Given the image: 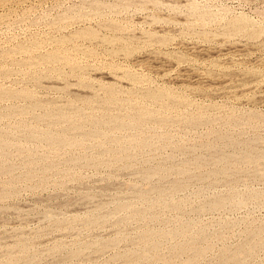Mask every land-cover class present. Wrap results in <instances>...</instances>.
I'll return each instance as SVG.
<instances>
[{
	"label": "rangeland",
	"instance_id": "rangeland-1",
	"mask_svg": "<svg viewBox=\"0 0 264 264\" xmlns=\"http://www.w3.org/2000/svg\"><path fill=\"white\" fill-rule=\"evenodd\" d=\"M190 1L0 0V264H264V0Z\"/></svg>",
	"mask_w": 264,
	"mask_h": 264
},
{
	"label": "bare ground",
	"instance_id": "bare-ground-1",
	"mask_svg": "<svg viewBox=\"0 0 264 264\" xmlns=\"http://www.w3.org/2000/svg\"><path fill=\"white\" fill-rule=\"evenodd\" d=\"M189 1H190V0H189ZM245 1H246V0H245ZM252 1H253V0H252ZM158 2H159V1H158ZM186 2H187V1H185L183 4H185ZM190 2H191V1H190ZM194 2H195V1H194ZM194 2H193V3H194ZM196 2H197V1H196ZM206 2H207V1H206ZM240 2H241V1H240ZM126 3H127V2H126ZM180 3H181V2H180ZM198 3H199V1H198ZM204 3H205V2H204ZM207 3H208V2H207ZM144 4H145V3H144ZM170 4H171V3H170ZM181 4H182V3H181ZM199 4H200V3H199ZM202 4H203V3H202ZM171 5H172V4H171ZM178 5H180V4H178ZM191 5H192V4H191ZM208 5H209V4H208ZM199 6L202 7V5H199ZM204 8H205V7H204ZM208 8H209V7H208ZM180 9H181V8H180ZM197 9H199V8H197ZM205 9L207 10V8H205ZM125 10H126V9H125ZM175 10H176V9H175ZM186 10H187V9H186ZM206 10H205V11L203 10V11L205 12V14H206ZM208 10H209V9H208ZM183 11H184V10H183ZM197 12H198V10H197ZM200 12H201V11H200ZM211 12H212V11H211ZM220 12H221V11H220ZM220 12H219V13H220ZM224 12H225V11H224ZM224 12H223V14H222V13H220V14H222V15L225 16V15H226V14H225L226 12H225V13H224ZM201 13H202V12H201ZM195 14H196V12H195ZM195 14H194V15H195ZM202 14H203V13H202ZM205 14H203V15H205ZM208 14H209V12H208ZM216 14H217V12H216ZM216 14H215V15H216ZM210 15H212V17H213V13H211ZM197 16H198V15H197ZM224 16H223V17H224ZM237 16H238V15H237ZM261 16L263 17V15H260V17H261ZM198 17H199V16H198ZM198 17H197V18H198ZM204 17H205V16H204ZM204 17H203V18H204ZM220 17H221V16H220ZM227 17H228V16H227ZM235 17H236V16H235ZM238 17H239V16H238ZM243 17L246 18L245 16H243ZM247 17H248V16H247ZM175 18H177V17H175ZM184 18H185V17H184ZM199 18H200V17H199ZM199 18H198V19H199ZM205 18H206V17H205ZM213 18H214V17H213ZM201 19H202V18H201ZM206 19H207V18H206ZM206 19H205V20H206ZM208 19H209V18H208ZM211 19H212V18H211ZM226 19H227V18H226ZM229 19H230V18H229ZM232 19H233V18H232ZM189 20H190V19H189ZM189 20L187 19V23H186V24H188ZM213 20H214V19H213ZM220 20H221V19H220ZM230 20H231V19H230ZM239 20H240V18H239ZM248 20H250V19H248ZM145 21H146V20H145ZM175 21H176V20H175ZM175 21H174V22H175ZM227 21H228V20H227ZM240 21H242V20H240ZM149 22H150V21H149ZM197 22H198V21H197ZM201 22H202V21H201ZM206 22H207V21H206ZM208 22H209V21H208ZM212 22H213V21H212ZM217 22H218V21H217ZM219 22H220V21H219ZM233 22H234V21H233ZM233 22H232V23H233ZM237 22H238V21L236 20V24H238ZM249 22L251 23V21H249ZM175 23H177V22H175ZM183 23H185V20L183 21ZM183 23H182V24H183ZM191 23H192V21H191ZM214 23H215V21H214ZM242 23H245V22L242 21ZM177 24H179V23H177ZM189 24H190V23H189ZM189 24H188V26H189V28H190V25H191V24H190V25H189ZM194 24H195V23H194ZM204 24H205V21H204ZM206 24H207V23H206ZM215 24H216V23H215ZM221 24H222V22H221ZM239 24H240V23H239ZM239 24H238V25H239ZM179 25H180V24H179ZM195 25H196V24H195ZM207 25H208V24H207ZM213 25H214V24H213ZM213 25H212V26H213ZM228 25H229V24H228ZM242 25H243V24H242ZM257 25H258V24H257ZM200 26H201V25H200ZM235 26H237V25H235ZM115 27H116V25H115ZM117 27H118V26H117ZM191 27H192V25H191ZM205 27H207V26H204V28H205ZM231 27H232V26H231ZM252 27H254V26H252ZM252 27H251V28H252ZM184 28H185V27H184ZM186 28H188V27H186ZM208 28H209V27H208ZM208 28H207V29H208ZM219 28H220V27H219ZM240 28H241V32H242V28H243V26L240 27ZM245 29H246V27H245ZM248 29H249V27H248ZM117 30H118V28H117ZM184 30H185V29H184ZM188 30H189V29H188ZM203 30H204V29H203ZM252 30H253V28H252ZM263 30H264V29H263ZM175 31H176V30H175ZM186 31H187V30H186ZM186 31H185V32H186ZM201 31H202V30H201ZM201 31H200V32H201ZM207 31H208V30H207ZM210 31H211V30H210ZM224 31H225V30H224ZM83 32H84V31H83ZM188 32H189V31H187V33H188ZM191 32H193V31H191ZM191 32H190V34H191ZM200 32H199V33H200ZM202 32L204 33V31H202ZM213 32H214V31H213ZM230 32H231V31H230ZM230 32H229V33H230ZM256 32H257V31H256ZM170 33H171V32H170ZM176 33H177V32H176ZM181 33H182V32H181ZM214 33H215V32H214ZM237 33H238V32H237ZM245 33H246V32H245ZM249 33H250V32H249ZM79 34H80V33H79ZM81 34H83V33H81ZM81 34H80V35H81ZM90 34H91V33H90ZM92 34H93V32H92ZM193 34H194V33H193ZM230 34H231V33H230ZM238 34H239V33H238ZM85 35H87V34H85ZM198 35H199V34H198ZM206 35H207V34H206ZM208 35H209V34H208ZM208 35H207V36H208ZM215 35H216V34H215ZM240 35H241V34H240ZM255 35H256V34H255ZM185 36H187L186 38L189 37L188 35H185ZM203 36H204V35H203ZM211 36H213V33H212ZM226 36H227V34H226ZM236 36H239V35H236ZM243 36H244V35L242 34V37H243ZM253 36H254V35H253ZM253 36H252V37H253ZM75 37H76V35H75ZM77 37H78V36H77ZM77 37H76V38H77ZM214 37H215V36H214ZM244 37H246V36H244ZM196 38H197V37H196ZM208 38H209V37H208ZM228 39H229V38H228ZM255 39H257V37H255ZM263 39H264V38H263ZM195 40H196V39H195ZM211 40H212V39H211ZM202 41H203V40H202ZM206 41H210V40L208 39V40H206ZM252 41H254V40H252ZM256 41H257V40H256ZM193 42H194V41H193ZM261 42H262V40H261ZM194 43H195V42H194ZM196 43H197V42H196ZM198 43H199V42H198ZM200 43H201V41H200ZM200 43H199V44H200ZM247 43H248V42H247ZM203 44H204V43H203ZM251 44H252V43H251ZM259 44H260V43H259ZM183 45H184V44H183ZM191 45H192V44H191ZM201 45H202V44H201ZM263 45H264V44H263ZM252 46H253V45H252ZM259 47H260V46H259ZM262 47H263V46H262ZM205 48H206V46H205ZM237 48H238V47H237ZM190 49H191V48H190ZM229 49H230V48H229ZM226 52H227V51H226ZM53 53H54V52H53ZM243 53H244V52H243ZM255 53H256V52H255ZM257 54H259V53H257ZM53 55H54V54H53ZM53 55H50V56H51V59H52V56H53ZM216 55H217V54H216ZM56 56L58 57L59 55H56ZM57 57H56V58H57ZM203 57H204V56H203ZM54 58H55V56H54ZM247 58H248V57H247ZM47 59H48V58H46V61H47ZM149 59H150V58H149ZM149 59H148V60H149ZM152 59H153V58H152ZM52 60H53V59H52ZM52 60H51V61H52ZM55 60H56V59H55ZM243 60H244V59H243ZM53 61H54V60H53ZM48 62H49V61H48ZM219 68H220V67H219ZM248 79H249V78H248ZM131 80H132V79H131ZM81 81H82V80H81ZM223 83H224V82H223ZM225 83H226V82H225ZM83 84H84V83H83ZM254 84H255V83H254ZM240 86H241V85H240ZM253 86H254V85H253ZM249 87H250V86H249ZM102 88H103V87H102ZM108 88H109V87H108ZM108 88L106 87V89H108ZM142 88H143V87H142ZM110 89H111V88H110ZM161 90H162V89H161ZM106 91H107V90H106ZM106 91H105V93H106ZM112 91H113V90H112ZM112 91H107V94L111 93ZM154 91H155V89H154ZM162 91H164V90H162ZM162 91H161V92H162ZM10 92H11V91H10ZM156 92H157V90H156ZM161 92H160V93H158V92H157V93L153 92V93H150V94H149V92H148L147 94H149V97H151V99H152V101H153V98H154V100H155V99L159 98L160 95L163 94V92H162V94H161ZM164 92H165V91H164ZM166 92H169V91L166 90ZM166 92H165V93H166ZM232 92H233V91H232ZM247 92H248V91H247ZM13 93H14V92H13ZM13 93H12V94H13ZM165 93H164V94H165ZM169 93H170V92H169ZM233 93H234V92H233ZM241 93H242V92H241ZM1 94H2V93H0V95H1ZM3 94L6 96V94H5L4 92H3ZM8 94H9V91H8ZM10 94H11V93H10ZM12 94H11V95H12ZM22 94H23V93H22ZM25 94H26V93H25ZM112 94H113V92H112ZM112 94H110V95L112 96ZM133 94H134V93H133ZM164 94H163V95H164ZM166 94H168V93H166ZM166 94H165L164 96H166ZM170 94H171V93H170ZM170 94H168V95H170ZM16 95H17V94H16ZM19 95H21V94H18V97H19ZM28 95H29V94H28ZM114 95H116V94H114ZM168 95H167V97H164V99H165V98H168V99H169ZM1 96H2V95H1ZM13 96H14V95H13ZM111 96H108V97H106V98L108 99V98H110ZM146 96H147V95H146ZM171 96H173V97H171V98L174 99V95H171ZM2 97H3V96H2ZM2 97H1V98H2ZM8 97H9V95H8ZM16 97H17V96H16ZM18 97H17V98H18ZM22 97H23V96H22ZM25 97H26V96H25ZM29 97H30V95H29ZM112 97H113V96H112ZM1 98H0V99H1ZM12 98H13V97H12ZM106 98H105V99H106ZM114 98H116V97L114 96ZM145 98H146V97H145ZM145 98H144V99H145ZM175 98H176V97H175ZM244 98H245V97H244ZM4 99H5V98H4ZM14 99H16V98L14 97ZM24 99H27V98H24ZM151 99H150V100H151ZM162 99H163V96H162V98L159 99V100H162ZM168 99H167V101H168ZM173 99H170V100L174 101ZM181 99H182V98H181ZM9 100H10V98H9ZM112 100H114V99H112ZM145 100H146V99H145ZM148 100H149V99H148ZM150 100H149V101H150ZM159 100H158V101H159ZM170 100H169V101H170ZM262 100H263V99H262ZM88 101H89V100H88ZM107 101H109V99H108ZM158 101H157V102H158ZM169 101H168V102H169ZM150 102H151V101H150ZM153 102H154V101H153ZM155 102H156V101H155ZM159 102H160V101H159ZM161 102H163V105L165 104V103H164V100L161 101ZM165 102H166V100H165ZM168 102H167V104H168ZM33 103L35 104L36 102H33ZM37 103H38V102H37ZM108 103H110V102H108ZM113 103H114V102H113ZM170 103H171V102H170ZM170 103H169V104H170ZM173 103H175V102H172V104H173ZM132 104H133V103H132ZM132 104H131V105H132ZM167 104H166V105H167ZM31 105H32V104H31ZM36 105H37V104H36ZM38 105H39V103H38ZM128 105H129V103H128ZM131 105H130V106H131ZM136 105H137V104H136ZM136 105H134V106H136ZM170 105H171V104H170ZM46 106H47V105H46ZM46 106H45V109H46ZM114 106H115V105H114ZM116 106H117V105H116ZM118 106H119V105H118ZM134 106L132 105V108H133ZM36 107H37V106H36ZM42 107H43V106H42ZM119 107H120V106H119ZM126 107H129V106H126ZM136 107H137V109H138V106H136ZM139 107H140V106H139ZM161 107H162V106H161ZM165 107H169V106H165ZM173 107H174V106H173ZM31 108L33 109V107H31ZM43 108H44V107H43ZM47 108L49 109L50 107H47ZM140 108H141V107H140ZM144 108H145V107H144ZM34 109H35V108H34ZM48 109H47V111H48ZM121 109H123V107H121ZM124 109H126V108H124ZM124 109H123V110H124ZM165 109H166V108H165ZM5 110H6V109H5ZM10 110H11V107H10V109L8 110V112H12V111H10ZM13 110H14V108H13ZM17 110H19V108H18ZM17 110H15V111L18 113ZM20 110H21V109H20ZM29 110H30V109H29ZM50 110H51V109H50ZM82 110H83V109H82ZM127 110H128V109H127ZM127 110H126V111H127ZM135 110H136V109H135ZM135 110H134V111H135ZM138 110H140V109H138ZM141 110L143 111V110H146V109H143V107H142ZM21 111H22V110H21ZM23 111H24V110H23ZM124 111H125V110H124ZM128 111H131V112H132L133 110L129 108ZM128 111H127V112H128ZM134 111H133L132 113H134ZM142 111H141V112H142ZM6 112H7V111H6ZM8 112H7V113H8ZM24 112H25V111H24ZM44 112H45V114H48L46 111H44ZM49 112H50V111H49ZM76 112H77V111H76ZM141 112L139 111V114H137V115H138V118H141V119H139V120H142V117L145 115L144 113L141 114ZM144 112H145V111H144ZM4 113H5V112H4ZM14 113H15V112H14ZM20 113H21V112H20ZM74 113H75V112H74ZM74 113H73V114H74ZM79 113H80V111H79ZM123 113H125V112H123ZM137 113H138V111H137ZM150 113H151V112H150ZM12 114H13V113H12ZM49 114H50V113H49ZM51 114H52V112H51ZM62 114H63V113H62ZM62 114H61L60 117H58L59 120H61V117H62V116L64 117V115H65V114H63V115H62ZM66 114H67V113H66ZM70 114H71V113H70ZM75 114H76V116H75V115H74V116L77 117L78 114H77V113H75ZM102 114H103V113H102ZM125 114H126V113H125ZM135 114H136V111H135ZM147 114H148V110H147ZM151 114H152V113H151ZM151 114H150V115H151ZM4 115H5V114H4ZM21 115H23V114L21 113ZM39 115H40V114H39ZM53 115H54V114H53ZM55 115H56V114H55ZM55 115H54V118H55ZM68 115H69V114H68ZM81 115H82V114H81ZM107 115H109V114H107ZM128 115H131V114L129 113ZM128 115H127V116H128ZM8 116H9V114H8ZM66 116H67V115H66ZM74 116H73V117H74ZM78 116L82 118V116H80V115H78ZM109 116L111 117L112 115H109ZM109 116H108L107 119H108V120H111L112 118H109ZM120 116H122V115H120ZM125 116H126V115H125ZM152 116H153V115H152ZM152 116L150 117L151 119H152ZM155 116H156V115H154V117H155ZM42 117H43V116H42ZM69 117H71V116H69ZM79 117H77V118H79ZM91 117H92V115H91ZM105 117H106V115H105ZM112 117H114V116H112ZM148 117H149V116H148ZM156 117L158 118V116H156ZM184 117H185V116H184ZM43 118H44V117H43ZM51 118H52V117H51ZM54 118H53V120H54ZM67 118H68V116H67L66 118H64V119H66V122L71 121V120H67ZM71 118H72V117H71ZM71 118H70V119H71ZM81 118H80V119H81ZM84 118H85V117H84ZM115 118H116V117H115ZM130 118H131V117H130ZM157 118H155V119H157ZM166 118H167V117H166ZM194 118H195V117H194ZM47 119H48V117H47ZM80 119H78V120L80 121ZM104 119H105V118H104ZM107 119H106V120H107ZM123 119H124V118H123ZM127 119H128V118H127ZM127 119H125V120H127ZM145 119H147V117H146ZM162 119H163V118H162ZM184 119H187V118L185 117ZM190 119H191V118H190ZM190 119L188 118L187 120L189 121ZM41 120H42V119H41ZM55 120H56V119H55ZM55 120H54L52 123H55ZM62 120H63V118H62ZM72 120H73V119H72ZM74 120L76 121V119H74ZM74 120H73V121H74ZM82 120H83V119H82ZM87 120H88V119H87ZM87 120H86V121H87ZM93 120H94V119H93ZM98 120L100 121V119H98ZM117 120H118V119H117ZM117 120L115 119V121H117ZM147 120H148V119H147ZM147 120H146V122H147ZM163 120H164V119H163ZM195 120H196V119H195ZM204 120H205V119H204ZM45 121H46V120H45ZM45 121H44V123H45ZM49 121H50V120H47L46 122H49ZM57 121H58V120H57ZM64 121H65V120H64ZM73 121H72V123H73ZM79 121H78V122H79ZM86 121H82V122H85V124L83 123L84 125H86ZM90 121H91V120H90ZM101 121H102V119H101ZM103 121H104V120H103ZM118 121H119V122L121 121V123H123L122 119H121V120H118ZM118 121H117V122H118ZM131 121H133V120H131ZM135 121H136V120H135ZM142 121H143V120H142ZM142 121H141V122H142ZM164 121H165V120H164ZM164 121H163V122H164ZM190 121H191V120H190ZM199 121H200V120H199ZM41 122H42V121H41ZM76 122H77V121H76ZM87 122H88V121H87ZM105 122H106V121H105ZM107 122H108V121H107ZM110 122H111V121H110ZM125 122H126V121H125ZM128 122H129V121H128ZM128 122H126V123H128ZM138 122H139V121H138ZM191 122H192V121H191ZM197 122H198V121H197ZM50 123H51V122H50ZM56 123H57V122H56ZM60 123H62V122H60ZM80 123H81V122H80ZM92 123H94V122H92ZM100 123H101V122H100ZM108 123H109V122H108ZM108 123H107V125H108ZM121 123H120V124H121ZM135 123H137V122H135ZM135 123H134V124H135ZM194 123H195V122H194ZM69 124H70V123H69ZM69 124H68V125H69ZM73 124H74V123H73ZM76 124H77V123H76ZM96 124H97V123H95V125H96ZM101 124H102V123H101ZM101 124H99V125H101ZM104 124H106V123H104ZM113 124H114V122H113ZM124 124H125V123H124ZM132 124H133V123H132ZM132 124H131V122H130L129 127H130V125H132ZM142 124H143V123H142ZM23 125H24V124H23ZM70 125H71V124H70ZM115 125H116V123H115ZM115 125H113V126L115 127ZM117 125H118V124H117ZM137 125H138V126H143V125H139V123H137ZM144 125H145V124H144ZM59 126H60V125H59ZM72 126H75V124L72 125ZM77 126H79V125H77ZM87 126H88V125H87ZM101 126L104 127V125H101ZM113 126H111V127H113ZM133 126H134V125H133ZM81 127H82V124H81ZM88 127H89V126H88ZM102 127H101V128H102ZM105 127H106V125H105ZM105 127H104V128H105ZM109 127H110V126H109ZM116 127L118 128V127H120V126H116ZM121 127H123V126H121ZM124 127H126V126H124ZM129 127H128V128H129ZM135 127H136V126H134L133 128H135ZM25 128H27V127H25ZM29 128H30V127H28L27 131H25V132H29V133H30V130H31V131L33 130V128H31V129L29 130ZM68 128H69V126H68ZM92 128H93V127H92ZM136 128H138V127H136ZM139 128H140V127H139ZM6 129H7V128H6ZM6 129H5V131H6ZM82 129H83V128H81L80 130H82ZM93 129H94V131H95L96 127L93 128ZM98 129H99V127L97 128V130H98ZM108 129H109V128H108ZM130 129H131V127H130ZM7 130H8V129H7ZM13 130H14V129H13ZM25 130H26V129H25ZM28 130H29V131H28ZM77 130H79V129H77ZM114 130H116V129H114ZM114 130H113V131H114ZM2 131H4V130H2ZM22 131H23V130H22ZM53 131H54V130H53ZM53 131H52V132H53ZM70 131H71V130H70ZM70 131H69V132H70ZM74 131H75V130H74ZM82 131H83V130H82ZM82 131H81V132H82ZM88 131H89V130H88ZM100 131H101V130H100ZM100 131H98V132H100ZM102 131L104 132V130H102ZM111 131H112V130H111ZM25 132H23V133L25 134ZM34 132H35V130H34ZM36 132H39V130H38V131L36 130ZM41 132H42V131H41ZM49 132H50V131H49ZM49 132L47 133V135L50 134ZM65 132H66V131H65ZM71 132H72V131H71ZM3 133L5 134V132H3ZM9 133L12 134L11 131H10ZM60 133H61V131H60ZM63 133H64V132H63ZM84 133H85V131H84ZM91 133H92V132H91ZM108 133H109V132H108ZM11 134H10V135H11ZM30 134H31V133H30ZM30 134H28V135H30ZM32 134H33V133H32ZM42 134H43V133H42ZM52 134H53V133H52ZM52 134H50V135H52ZM55 134H56V133H55ZM67 134H68V133H67ZM67 134H66V135H67ZM101 134H103V133L101 132ZM101 134H100V135H101ZM104 134H105V133H104ZM104 134H103V136H104ZM106 134H107V132H106ZM106 134H105V135H106ZM109 134H110V133H109ZM0 135H1V133H0ZM2 135H3V134H2ZM2 135H1V138H3V136H4V135H3V136H2ZM5 135H6V134H5ZM26 135H27V134H26ZM35 135H36V134H35ZM39 135H41V134H39ZM66 135L63 134V136H66ZM80 135H81V134H80ZM86 135H87V134H86ZM94 135H95V134H94ZM100 135H99L98 137H99L100 139H102L103 136H100ZM107 135H108V134H107ZM107 135H106V137L108 138ZM6 136L8 137L9 134H7ZM12 136H13V135H12ZM12 136H10V138H11ZM32 136H33V135H32ZM36 136H37V135H36ZM36 136H34V137H36ZM48 136H49V135H48ZM48 136H47V138H48ZM54 136H55V135H54ZM54 136H53V137H54ZM57 136L59 137V135H57ZM68 136H70V135L68 134L67 137H68ZM89 136H91V135H89ZM89 136H88V137H89ZM95 136H96V135H95ZM25 137H26V136H25ZM27 137H28V136H27ZM29 137H30V136H29ZM34 137H33V138H34ZM38 137H39V136H38ZM60 137L62 138V135H61ZM67 137H66V140H68V142L65 141V139H64L65 137L63 138V140L65 141V143L70 144L72 141H74V139H72V138H73L72 136H71L70 140H69V137H68V138H67ZM83 137H84V136H83ZM83 137L81 138L82 141H83V139L85 138V137H84V138H83ZM92 137H94V136L92 135ZM92 137H91V138H92ZM98 137H97V138H98ZM101 137H102V138H101ZM5 138H6V137H5ZM13 138H14V137H13ZM30 138H31V137H30ZM36 138H37V137H36ZM39 138H40V137H39ZM41 138H42V137H41ZM44 138H45V137H44ZM47 138H46V139H47ZM56 138H57V137H56ZM61 138H57V139H56V142H57L59 139L62 140ZM74 138H75V137H74ZM94 138H96V137H94ZM104 138H105V136H104ZM3 139H4V138H3ZM3 139H0V140L2 141ZM27 139H28V138H27ZM46 139H45V140H46ZM48 139H49V138H48ZM53 139H54V138H53ZM71 139H72V141H71ZM76 139H77V138H76ZM78 139H80V138H78ZM81 139H80V140H81ZM110 139H111V137H110ZM260 139H261V138H260ZM13 140H14V139H13ZM29 140H30V139H29ZM31 140H32V139H31ZM35 140H36V139H35ZM40 140H41V139H40ZM42 140H43V139H42ZM85 140H86V139H85ZM107 140H108V139H107ZM133 140H134V139H133ZM135 140H137V139H135ZM138 140H139V139H138ZM6 141H7V140H6ZM6 141H5V142H6ZM9 141H10V143H11L12 139H11V140L9 139ZM69 141H71V142L69 143ZM76 141H77V140H76ZM109 141H110V143H112V142H113V138H112V142H111V140H109ZM109 141H108V142H109ZM5 142H4V144H5ZM7 142H8V141H7ZM7 142H6V143H7ZM33 142H34V140H33ZM37 142H38V140H37ZM58 142H59V141H58ZM60 142H61V141H60ZM131 142H132V140H131ZM135 142L137 143V141H135ZM0 143H1V142H0ZM10 143H9V144H10ZM27 143H28V142H27ZM43 143H44V142H43ZM63 143H64V142H62V146L64 145ZM73 143H74V142H73ZM73 143H71V145H72ZM78 143L81 144V142H78ZM78 143H76V144H78ZM83 143H84V142H83ZM133 143H134V142H133ZM133 143H131V144L133 145ZM136 143H135L134 145H136ZM230 143H231V142H230ZM239 143H240V142H239ZM45 144H46V143H45ZM60 144H61V143H60ZM74 144H75V143H74ZM79 144H78V145H79ZM129 144H130V143H129ZM6 145H7V144H6ZM12 145H13V146H17V145H14V144H13V141H12ZM71 145H70V146H71ZM134 145H133V146H134ZM141 145H143V144H141ZM13 146H12V147H13ZM38 146H39V145H38ZM47 146H49V145H47ZM50 146H51V144H50ZM50 146H49V147H50ZM60 146H61V145H60ZM60 146H57V147H60ZM67 146H68V145H67ZM129 146H130V145H129ZM228 146H229V145H228ZM1 147H2V146H1ZM1 147H0V148H1ZM8 147H9V145H8ZM17 147H19V146H17ZM22 147H23V146H22ZM49 147H48V148H49ZM64 147H65V146H64ZM64 147H63V149H65ZM79 147H80V145L78 146V148H79ZM130 147H131V146H130ZM134 147H135V146H134ZM134 147H133V148L131 147L132 149H130V150L133 151V150H134ZM248 147H249V146H248ZM5 148H7V147H5ZM20 148H21V145H20ZM52 148H53V147H51L50 149H52ZM54 148H55V147H54ZM72 148H73V147H72ZM249 148H250V147H249ZM249 148L245 147L246 151H245L244 153H246V152H247V149L249 150ZM3 149H4V147H3ZM3 149L1 148V150H3ZM9 149H10V148H9ZM57 149H58V148H57ZM57 149H56V150H57ZM67 149H68V148H67ZM127 149H128V148H127ZM135 149H136V147H135ZM209 149H210V148H209ZM212 149H213V147H212ZM52 150H53V149H52ZM52 150H50V151H52ZM54 150H55V149H54ZM54 150H53V151H54ZM68 150H70V149H68ZM71 150H72V149H71ZM117 150H118V149H117ZM136 150H137V149H136ZM250 150H251V149H250ZM250 150H249V151H250ZM107 151H108V150H107ZM120 151H122V149H121ZM124 151H125V150H124ZM1 152H4V150L1 151ZM112 152H113V151L110 150V153H112ZM115 152H117V151H115ZM122 152H123V151H122ZM128 152H129V150H128ZM128 152L126 151V153H128ZM260 152H261V151H260ZM113 153H114V152H113ZM118 153H119V151H118L116 154H118ZM120 153H121V152H120ZM124 153H125V152H124ZM252 153H253V152H252ZM116 154H115V155H116ZM248 154H249V153H248ZM119 155H120V154H119ZM125 155H126V154H125ZM125 155H122V156L124 157ZM236 155H237V154H236ZM246 155H247V154H246ZM251 155H252V154H251ZM112 156H114V155H112ZM116 156H117V155H116ZM116 156H114L113 159H116V158L118 159V157H121V156H118V157H116ZM127 156H128V154H127ZM127 156H125V157H127ZM7 157H8V156H7ZM90 157H91V156H90ZM90 157H89V158H90ZM115 157H116V158H115ZM129 157H131V156H129ZM249 157H250V156H249ZM91 158H93V156H92ZM91 158H90V159H91ZM121 158H122V157H121ZM121 158H120V159H121ZM232 158H234V157L232 156ZM241 158H242V157H241ZM245 158H246V156H245ZM245 158H243V159L245 160ZM76 159H77V158H76ZM78 159H79V158H78ZM90 159H89V160H90ZM93 159H94V158H93ZM95 159H96V158H95ZM95 159H94L93 161H95ZM124 159L126 160V158H124ZM239 159H240V158H239ZM239 159H238V160H239ZM243 159H242V160H243ZM246 159H247V158H246ZM260 159H261V157H260ZM87 160H88V158H87ZM89 160H88V161H89ZM100 160H101V159H100ZM106 160H107V159H106ZM128 160H129V159H128ZM212 160H213V162H214V159H212ZM234 160L237 161V160H236V157H235ZM234 160H233V161H234ZM244 160H243V161H244ZM28 161H29V160H28ZM68 161H72V160L70 159V160H68ZM68 161H67V162H68ZM73 161H74V160H73ZM73 161H72V162H73ZM75 161H76V160H75ZM88 161H86V163H87ZM93 161H92V162H93ZM121 161H122V160H121ZM126 161H127V160H126ZM126 161H125V162H126ZM2 162H3V161H2ZM95 162H98V160L95 161ZM117 162H118V161H117ZM222 162H223V160H222ZM222 162H221V163H222ZM244 162H245V161H244ZM258 162H259V161H258ZM4 163H5V162H4ZM78 163H79V162H78ZM80 163H82V162H80ZM83 163H84V162H83ZM86 163H84V164H85V165H89V164H91V163H89V164H86ZM98 163H99V162H98ZM98 163H97V164H98ZM122 163H123V162H122ZM215 163H217V161H216ZM218 163H219V161H218ZM221 163H220V164H221ZM225 163H226V162H224L223 164H225ZM228 163H230V162H228ZM240 163H241V162H240ZM248 163H249V161H248ZM256 163H257V162H256ZM0 164H3V163H0ZM5 164H6V163H5ZM74 164H75V163H74ZM84 164H83V165H84ZM92 164H93V163H92ZM195 164H196V163H195ZM223 164H222V165H223ZM226 164H227V163H226ZM71 165H72V164H71ZM198 165H199V163H198ZM204 165H205V164H204ZM228 165H229V164H228ZM228 165H227V166H228ZM7 166H8V165H7ZM7 166H6V167H7ZM202 166H203V164H202ZM217 166H219V165H217ZM225 166H226V165H225ZM1 167H2V166H1ZM3 167H4V165H3ZM184 167H185V166H184ZM229 167H230V166H229ZM217 168H218V167H217ZM2 169H3V168H2ZM7 169H8V168H7ZM221 169H222V168H221ZM224 169H225V168H224ZM228 169H229V168H228ZM31 170H32V169H31ZM183 170H184V169H183ZM187 170H188V169H187ZM8 171H9V170H8ZM32 171H33V170H32ZM217 171L219 172L220 170H217ZM229 171H231V170H229ZM179 172H181V171H179ZM210 172H211V171H210ZM218 172H217V175H218ZM0 173L2 174V171H1ZM5 173H6V172H5ZM8 173H10V172H8ZM188 173H190V172H188ZM213 173H214V172H213ZM229 173H230V172H229ZM3 174H4V173H3ZM182 174H183V173H182ZM184 174H185L184 176H187L186 173H184ZM207 174H208V173H207ZM214 174H215V173H214ZM220 174H222V173H220ZM226 174L228 175V173H226ZM27 175H28V174H27ZM29 175H31L30 172H29ZM188 175H189V174H188ZM190 175H191V174H190ZM224 175H225V174H223L222 176H224ZM159 176H160V175H159ZM218 176H219V175H218ZM26 177H27V176H26ZM148 177H149V176H148ZM204 177H206V176H204ZM225 177H226V176H225ZM28 178H30V177L28 176ZM209 178H210V177H209ZM219 178H221V176H219ZM146 179H147V178H146ZM184 179H185V178H184ZM188 179H189V178H188ZM214 179H215V178H214ZM217 179H218V178H217ZM223 179H224V177H223ZM178 181H179V180H178ZM183 181H184V180H183ZM215 181H216V180H215ZM182 184H183V183H182ZM174 185H175V184H174ZM176 185H177V184H176ZM180 185H181V184H180ZM179 187H180V186H179ZM8 189H9V188H8ZM181 189H182V187H181ZM181 189H180V190H181ZM171 190H172V189H171ZM175 190L177 191L178 189L175 188ZM5 191H6V192H7V191L10 192V190H5ZM176 191H175V192H176ZM6 192H5V193H6ZM177 192H178V191H177ZM3 193H4V192H3ZM8 195H9V194H8ZM142 196H143V195H142ZM144 196H145V195H144ZM146 196H148V195H146ZM1 197H3V196H1ZM144 198H145V197H144ZM216 198H217V197H216ZM218 198H219V197H218ZM232 198H233V197H232ZM235 198H236V197H235ZM141 199H142V198H141ZM147 199H148V197H147ZM147 199H146V200H147ZM219 199H220V198H219ZM219 199H218V200H219ZM224 199H225V198H224ZM224 199L222 198V200H224ZM226 199H230V197H228V198H226ZM226 199H225V200H226ZM142 200H143V199H142ZM146 200H145V201H146ZM220 200H221V199H220ZM220 200H219V201H220ZM240 200H241V199H240ZM145 201L143 200L142 202H145ZM215 201H216V200H215ZM229 201H231V200H229ZM229 201H228V203H229ZM212 202H213V200H212ZM212 202H211V203H212ZM220 202H221V201H220ZM220 202H219V203H220ZM223 202H224V201H223ZM226 202H227V201H226ZM226 202H225V203H226ZM232 202H233V201H232ZM237 202H238V201H237ZM239 202L242 203L241 201H239ZM213 203H215V202H213ZM219 203H218V204H219ZM225 203H224V204H225ZM233 203H234V202H233ZM122 204H123V203H122ZM122 204H121L120 206H122ZM218 204H217V205H218ZM221 204H222V203H221ZM118 205H119V204H118ZM118 205H117V206H118ZM125 205H127V204H125ZM212 205H214V204H212ZM217 205H216V207H217ZM218 206H220V205H218ZM222 206H223V205H222ZM125 207H127V206H125ZM214 207H215V205H214ZM127 208L130 209V207H127ZM211 208H212V207H211ZM217 208H218V207H217ZM121 209H122V208H121ZM203 209H204V208H203ZM207 209H210V206H209V208H207ZM212 209H213V208H212ZM215 209H216V208H215ZM127 210H128V209H127ZM262 229H263V228H262ZM259 230H260V229H259ZM178 231H179V230H178ZM183 231H184V232H187V231H185V229H184ZM179 232H180V231H179ZM181 232H182V229H181ZM181 232H180V233H181ZM182 233H183V232H182ZM182 233H181V235H182ZM146 234H147V233H146ZM150 234H151V233H150ZM150 234H149V235H150ZM171 234H172V233H171ZM171 234H169V237H170ZM173 234H175V232H174ZM176 234H177V232H176ZM176 234H175V235H176ZM183 234H184V233H183ZM260 234H261V233H260ZM262 234H263V232H262ZM177 235H178V234H177ZM181 235H180V238H181ZM142 236H143V235H142ZM152 236H153V235H152ZM166 236H167V235H166ZM172 236H173V235H172ZM261 236H262V235H261ZM174 237H175V236H174ZM178 237H179V236H178ZM182 237H185V236H182ZM186 237H187V236H186ZM189 237H191V236H189ZM258 237H260V236H258ZM151 238H153V237H151ZM151 238L148 237V239H147V237H146L147 240H149V239H151ZM170 238H172V237H170ZM193 238H194V237H193ZM260 238H261V237H260ZM262 238H263V236H262ZM262 238H261V239H262ZM146 239H145V240H146ZM153 239H156V238H153ZM182 239H184V238H182ZM187 239H189V238L187 237ZM190 239H191V238H190ZM190 239H189V242L191 241ZM194 239H197V238H194ZM257 239L259 240V238H257ZM261 239H260V240H261ZM141 240H142V239H141ZM197 240H198V239H197ZM262 240H264V238H263ZM262 240H261V241H262ZM153 241H154V240H153ZM184 241H185L184 243L187 244L186 240H184ZM192 241H193V239H192ZM261 241L259 242V244H260V243L264 244V243H263L264 241H263V242H261ZM154 242H156V240H155ZM150 243L155 244V243H153V242H150ZM256 243H257V242H256ZM256 243H254L255 246H256ZM147 244H148V242H147ZM147 244L145 243V246H146ZM181 244H182V242H181ZM186 244H185V245H186ZM254 244H253V245H254ZM155 245H156V244H155ZM155 245H154V246H155ZM157 245H158V244H157ZM248 245H251V244H248ZM145 246H144V247H145ZM148 246H149V245H148ZM151 246H153V245H151ZM151 246H150V247H151ZM178 246H179V245H177L176 247H178ZM188 246H189V243H188ZM188 246H187V247H188ZM246 246H247V245H246ZM251 246H252V245H251ZM22 247H23V245H22ZM22 247H20V249H21ZM144 247H143V248H144ZM157 247H158V246H157ZM174 247H175V246H174ZM241 247H242V246H241ZM241 247H240L239 250H241ZM244 247H245V246H244ZM249 247H250V246H249ZM152 248H153V247H152ZM159 248H160V246H159ZM172 248H173V247H172ZM179 248H180V247H179ZM182 248H183V247H182ZM182 248H180V249H176V250H182ZM245 248H246V247H245ZM247 248H248V247H247ZM247 248H246V249H247ZM22 249H23V248H22ZM22 249H21V251H23ZM24 249H25V248H24ZM100 249H101V248H100ZM102 249H103V247H102ZM145 249H146V248H144L143 250H145ZM153 249H154V248H153ZM153 249H152V250H153ZM156 249H157V248H156ZM156 249H155L154 251L157 252L159 249H158V250H156ZM243 249H244V248H243ZM152 250H151V252H152ZM172 250H173V252H174L175 248H173ZM176 250H175V251H176ZM184 250H187V249H184ZM184 250H182V251L184 252ZM188 250H189V247H188ZM188 250H187V252H188ZM199 250H200V249H199ZM21 251H19V252H21ZM61 251H62V250H61ZM76 251H77V250H76ZM79 251H80V250H79ZM128 251H129V250H128ZM145 251H147V250H145ZM148 251H150V250H148ZM226 251H227V250H226ZM25 252H26V251H25ZM126 252H127V251H126ZM129 252H132V251H129ZM129 252H127V253L131 255L132 253H129ZM151 252H150V253H151ZM180 252H181V251H180ZM180 252H175V253L177 254V253H180ZM183 252H181V253H183ZM185 252H186V251H185ZM187 252H186V253H187ZM194 252H195V250H194ZM194 252H193V256H194V254H196V252H195V253H194ZM227 252H228V251H227ZM239 252H240V251H239ZM239 252H238V253H239ZM241 252H242V251H241ZM243 252H244V251H243ZM243 252H242V253H243ZM251 252H252V251H251ZM137 253H138V252H137ZM141 253L144 254L143 252H141ZM152 253H153V252H152ZM152 253H151V254H152ZM171 253H172V252H171ZM175 253H174V255H176ZM197 253H198V250H197ZM202 253H203V252H202ZM238 253H237V255H236L237 257H238ZM22 254H23V252H22ZM22 254H21V255H22ZM24 254H25V253H24ZM72 254H74V253H72ZM78 254H79V253H78ZM128 254H127V255H128ZM133 254H134V252H133ZM133 254H132V255H133ZM151 254L148 253V255L146 254V256L150 257L149 255H151ZM156 254H157V253H156ZM156 254H154V255H156ZM198 254H199V253H198ZM203 254H204V253H203ZM225 254H227V253H225ZM225 254H224V256H225ZM240 254H241V253H240ZM249 254H250V252H249ZM123 255L126 256L125 254H123ZM140 255H141V254H140ZM183 255H185V254H183ZM199 255H200V254H199ZM199 255H196V256L198 257ZM204 255H205V254H204ZM246 255H247V254H246ZM73 256H74V255H73ZM76 256H77V254H76ZM79 256H80V255H79ZM79 256H78V257H79ZM124 256H122V257H124ZM128 256H129V255H128ZM134 256H135V255H133L132 258H133ZM152 256H153V254H152ZM179 256H180V255H178V257H179ZM200 256H201V255H200ZM200 256H199L198 259L196 258L197 260H195V258H192V259H194L195 261H198V260H200V258L202 259V257H203V255H202V257H200ZM226 256H227V255H226ZM234 256H235V255H234ZM242 256H244V255H242ZM21 257H22V256H21ZM140 257H141V256H140ZM194 257H195V256H194ZM23 258H24V257H23ZM124 258H125V257H124ZM126 258H127V256H126ZM128 258H130V257H128ZM135 258H136V257H135ZM135 258H134V259H135ZM146 258H147V257H146ZM150 258H151V257H150ZM15 259H18V258H15ZM19 259H21V258H19ZM19 259L16 260V261H19ZM33 259H34V258H33ZM140 259H141V258H140ZM192 259H191V260H192ZM225 259L227 260V259H229V257H227V258L225 257ZM225 259H224V260H225ZM234 259H235V258H234ZM243 259H244V258H243ZM243 259H242V263H243ZM7 260L9 261V259H7ZM7 260H5V261H7ZM141 260H142V259H141ZM146 260H147V259H146ZM191 260H190V261H191ZM194 260H192V261H194ZM236 260H237V259H236ZM236 260H235V261H236ZM5 261H4V262H5ZM8 261H7V262H8ZM11 261H14V260H12V258H11ZM32 261H33V260H32ZM143 261H145V260H143ZM192 261H191V262H192ZM230 261H231V260H230ZM235 261H234V262H235ZM240 261H241V259H240ZM7 262H6V263H7ZM16 263H17V262H16ZM221 263H222V261H221ZM229 263H231V262H229ZM236 263H237V262H236ZM238 263H239V262H238ZM2 264H4V263H2ZM164 264H165V263H164ZM166 264H168V263H166ZM239 264H241V262H240Z\"/></svg>",
	"mask_w": 264,
	"mask_h": 264
}]
</instances>
